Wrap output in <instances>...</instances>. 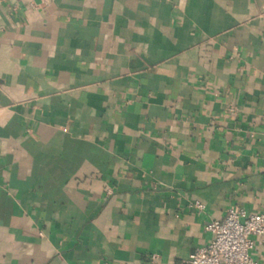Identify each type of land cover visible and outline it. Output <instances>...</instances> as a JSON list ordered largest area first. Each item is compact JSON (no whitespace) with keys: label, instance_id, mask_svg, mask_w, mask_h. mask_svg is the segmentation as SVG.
<instances>
[{"label":"crops","instance_id":"crops-1","mask_svg":"<svg viewBox=\"0 0 264 264\" xmlns=\"http://www.w3.org/2000/svg\"><path fill=\"white\" fill-rule=\"evenodd\" d=\"M232 207L264 212V0H0V264H183Z\"/></svg>","mask_w":264,"mask_h":264},{"label":"built area","instance_id":"built-area-1","mask_svg":"<svg viewBox=\"0 0 264 264\" xmlns=\"http://www.w3.org/2000/svg\"><path fill=\"white\" fill-rule=\"evenodd\" d=\"M202 210L203 204L196 202ZM210 241L198 247L183 264H258L252 256L254 237L264 234V212L232 207L222 220L208 223Z\"/></svg>","mask_w":264,"mask_h":264}]
</instances>
